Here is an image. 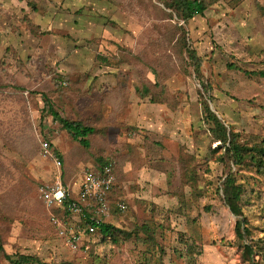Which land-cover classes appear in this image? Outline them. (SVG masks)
Listing matches in <instances>:
<instances>
[{
  "label": "rangeland",
  "instance_id": "1",
  "mask_svg": "<svg viewBox=\"0 0 264 264\" xmlns=\"http://www.w3.org/2000/svg\"><path fill=\"white\" fill-rule=\"evenodd\" d=\"M205 1L203 16L184 24L168 0H0V264H10L4 254L43 264H248L243 245L264 247V0ZM188 49L202 61L198 75ZM45 100L95 130L88 148ZM205 100L253 160L232 165ZM42 140L59 168L41 157ZM107 161L116 177L107 222L117 232L71 252L40 189L60 173L76 190ZM229 167L247 242L222 200Z\"/></svg>",
  "mask_w": 264,
  "mask_h": 264
},
{
  "label": "built area",
  "instance_id": "2",
  "mask_svg": "<svg viewBox=\"0 0 264 264\" xmlns=\"http://www.w3.org/2000/svg\"><path fill=\"white\" fill-rule=\"evenodd\" d=\"M56 122V121H54ZM40 155L51 160L59 168L61 162L51 151L47 140L40 142ZM113 164L108 162L98 171L84 172L76 190L63 183L58 174L55 181L40 189L39 197L46 209L56 235L71 251H87L97 229L112 215V204L108 195L113 190ZM115 210L126 211L124 203H116Z\"/></svg>",
  "mask_w": 264,
  "mask_h": 264
},
{
  "label": "trees",
  "instance_id": "3",
  "mask_svg": "<svg viewBox=\"0 0 264 264\" xmlns=\"http://www.w3.org/2000/svg\"><path fill=\"white\" fill-rule=\"evenodd\" d=\"M163 2V0H159ZM165 7L172 13V16H175L178 21L187 23L189 20H192L196 16H203L206 9L211 5L205 0H168L167 3H163ZM191 61L192 66L194 67L195 73L198 75L202 61L197 57L196 53L193 50H186ZM44 104L48 107V114L54 117V121L60 124L61 128L75 141H78L84 148L89 147L87 137L94 134L95 130L92 127L84 126L81 122L68 121L66 119L60 118L56 112L50 107L49 101L45 100ZM204 115L209 123L212 124L213 128L211 129L212 138L216 142H220L225 148V155L228 160L232 162L234 166H240L244 158H249L253 160L252 156L249 154L243 153V147L240 146L236 141V136L233 132L229 131L224 123L213 113L207 104V101L202 102ZM51 148V145H50ZM54 151V150H53ZM107 162H103L100 165V169L104 167ZM100 169H90L93 171H98ZM112 175L114 177L113 190L108 195L109 203H113L115 195V184L116 177L114 174V167L112 170ZM62 180V176H61ZM222 193H223V202L228 207L229 211L238 218L235 226V236L239 241H246L248 237V230L243 227L244 223L241 219V210L239 206V201L241 200V187L237 185L235 174L232 172L229 167L226 171L225 178L222 182ZM117 203V202H116ZM115 212L119 213L117 210ZM115 232L117 230L114 228V225L110 222H105L101 224L96 231V236L100 235L102 238H114ZM247 242V241H246ZM245 242V243H246ZM244 254L247 257L244 259L248 264H259V259L264 261V247H260L255 243L248 242L243 245ZM6 260L10 264H43L37 258L32 256L18 255L16 259L4 254Z\"/></svg>",
  "mask_w": 264,
  "mask_h": 264
},
{
  "label": "crops",
  "instance_id": "4",
  "mask_svg": "<svg viewBox=\"0 0 264 264\" xmlns=\"http://www.w3.org/2000/svg\"><path fill=\"white\" fill-rule=\"evenodd\" d=\"M58 174H60V173H58ZM58 174H57V175H58ZM80 181H81V180H80ZM79 183H80V182H79ZM69 185H70V184H69ZM78 185H79V184H78ZM78 185H77V186H78Z\"/></svg>",
  "mask_w": 264,
  "mask_h": 264
}]
</instances>
